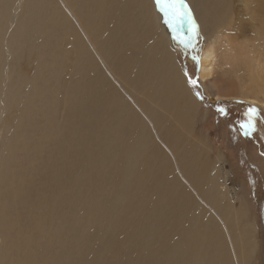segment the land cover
<instances>
[{"label": "rangeland", "instance_id": "obj_1", "mask_svg": "<svg viewBox=\"0 0 264 264\" xmlns=\"http://www.w3.org/2000/svg\"><path fill=\"white\" fill-rule=\"evenodd\" d=\"M60 2L56 3L60 6ZM149 2L167 30L172 60L195 101L190 121L181 124L183 119L166 107L162 112L168 121L152 126L146 118L149 113L140 107L149 101L135 84L138 78L132 76L128 81L125 73L113 70L107 56L99 49L94 52L83 41L78 47L82 49L74 50L70 43L76 45V41L70 42L67 31H61L56 49L47 38L51 46L44 58L40 57V98L36 95L26 121L30 138L26 173L32 198L43 201L31 200V240L42 248L46 264H185V246H189L187 257H194L189 260L194 264H264V107L245 99L254 97L251 88L257 90L254 86L242 90L250 80L246 65L242 60L229 63L221 50L227 38L258 37V0H231L229 11L221 18L229 15V25L220 20L214 25L216 30L205 18L208 9L204 0H183L187 7L181 6L183 17L179 19L166 15L156 0ZM73 26L77 28L74 22ZM214 43L216 79L210 89L201 81L199 68L202 50ZM138 51V47L131 50L132 60ZM9 52L13 54L5 50V57L9 58ZM24 55L18 64L29 72L23 87L28 97H23L30 101L35 62ZM254 57L264 66V57L256 49ZM92 58L96 65L88 69ZM96 75L124 104L111 107L109 102L111 114L105 111L109 107L99 105L104 99L97 97L93 86ZM15 78L17 83L20 77ZM15 83L10 86L17 89ZM89 95L93 96L91 103ZM149 106L157 107L154 103ZM250 107L258 111L255 130L246 135L241 124L247 123ZM126 108L137 114L135 132H126L122 119ZM18 109H23L20 102ZM176 134L179 143H170L169 138ZM130 141L143 148L133 150ZM151 144L161 152L157 164L145 155ZM185 144L195 149L189 159L185 158ZM191 164L195 170L203 169L207 195L204 186H198L190 176ZM124 166H129V171ZM121 167L129 175L124 171L113 175ZM185 193L190 206L199 207L203 220L214 218L220 231L217 236L222 239L221 252L214 236L196 225L199 220L185 225ZM214 197L228 203L229 215H223L226 221L222 217L226 228L211 209ZM241 205L246 207L247 217L238 214ZM237 218L240 227L254 225L248 245L234 234Z\"/></svg>", "mask_w": 264, "mask_h": 264}, {"label": "bare ground", "instance_id": "obj_2", "mask_svg": "<svg viewBox=\"0 0 264 264\" xmlns=\"http://www.w3.org/2000/svg\"><path fill=\"white\" fill-rule=\"evenodd\" d=\"M60 1L59 6L56 3L57 0H0V264H46L42 248L31 240L33 234L30 233L31 228L29 226L31 200L33 203H35L33 200L43 201L38 197L32 198L33 194H31L32 190L26 173V148L29 150L30 139L28 137V122L26 121L36 95H39L37 85L41 84L38 82V78L41 77L43 67V59L40 57L44 58L45 50L51 46L47 38H50L56 49L61 31H67L72 37L70 42L76 41V45L70 43L74 50L82 49L78 47L83 46V42H85L90 48L92 47L94 52L95 49H99L104 56H107L113 70L125 73L128 81L132 76L138 78L135 84L142 88L139 91L145 93L142 95L149 101V105L154 103L157 106L152 109L147 102L141 103V106L139 104L142 109L149 113L146 118L148 117L147 120L152 126L155 122L156 124H164L168 121L166 120L167 115L162 112L165 111L166 107L172 114H176L177 119H183L181 124L187 125L193 113L192 110L195 108V101L191 97L188 87H186L184 77L172 60L167 30L162 24L158 12L154 10V7H151L149 0ZM230 1L204 0L208 9L205 18L211 26L220 20L223 25H229V15H226L224 19L221 18L223 13L229 11ZM257 14L261 15V18H258L261 25L256 30L258 37L252 38L253 44L251 38L250 40L227 38L226 45L221 50L229 59V63L235 64L242 60L246 65L247 73L250 72V80L247 83L248 87L241 86L243 87L242 90H247L249 86H254V89L257 90L253 91L251 88L249 92L253 93L254 97L245 99L251 103L258 102L264 107V66L260 65L254 57L255 49L259 51L261 57H264V0H258L256 17ZM73 22L77 28L73 26ZM144 25L145 27L142 29ZM255 38L256 40L259 39L258 42L255 41ZM136 47L139 51L132 60L130 53ZM58 48L61 50L60 47ZM8 49L13 52V54L9 52L10 59L4 54L5 50ZM215 52V43L205 46L201 52L199 77L207 86L211 83L215 85ZM24 53V59L34 58L35 62L34 78L29 92L32 96L30 101L24 98L28 97V93L24 96L23 91V87L29 80V72L24 70L23 65L18 64ZM3 57L4 60H2ZM253 61L254 64L252 65ZM95 65L96 62L92 58L88 69ZM250 66H256V68L252 69ZM238 68L242 67L238 66ZM13 75L15 76L13 77ZM16 76L20 77L17 83H15ZM244 77L246 79V76ZM14 83L19 85L17 89L10 86ZM79 86L80 84L77 87ZM93 86L98 91L97 97L103 96L104 103L99 104L100 106L109 107L108 105L112 104L111 107H116L118 103L123 104L122 100L118 99L120 97L117 93L114 97L113 90L106 89L100 75L94 76ZM42 87L44 88L43 82ZM216 96L221 97L219 93H216ZM38 97L40 98V95ZM92 98L93 96L89 95L90 103ZM19 102L22 110L18 109ZM109 102L111 103L109 104ZM111 107H109L110 109H102L108 110L111 114ZM122 116L127 125L126 132H135L137 114L134 110L126 108ZM145 128L143 129L145 130ZM162 138L165 139V136L163 135ZM148 141L151 142L150 136ZM179 141L180 136L178 134L169 138L170 143H179ZM129 144L136 151L143 148L142 144H132V141ZM194 150L192 146L189 147L185 144V158L189 159L194 156ZM160 153L153 144L150 145L147 152L145 151L149 162L153 164L158 163ZM125 164L127 165V161ZM194 165H190V176L198 186L202 187L205 182L203 169L195 170ZM124 167L129 171V166ZM124 167H121V171L118 170L113 175H121ZM127 171H124V174L128 173L129 175ZM139 175L142 174L139 173ZM126 178L129 180V185L130 178L127 176ZM206 190L207 184L203 189L205 195H207ZM210 200L213 203H210L211 209L222 222V217L225 220L224 212L229 210L228 203L224 198L219 197ZM190 205L191 201L185 193V225L199 220L196 225L207 231L210 236H214L220 244L218 248L221 252L222 239L221 236L220 238L217 236L220 231L214 218L210 217L209 221L203 220L199 215V207L195 208ZM202 208L201 206V210H203ZM216 208L221 210L220 213ZM233 213L236 216V211ZM238 214L241 218L247 217L246 207H240ZM226 215H229L228 212ZM236 225L238 227L234 232L235 236L242 238L245 245L250 244L252 242L251 230L254 225L246 223V226L244 224V227H240L238 218ZM224 226L227 227L226 224ZM202 243L201 241L199 246ZM189 250V246H185V264H194L192 262L194 257H187Z\"/></svg>", "mask_w": 264, "mask_h": 264}, {"label": "snow or ice", "instance_id": "obj_3", "mask_svg": "<svg viewBox=\"0 0 264 264\" xmlns=\"http://www.w3.org/2000/svg\"><path fill=\"white\" fill-rule=\"evenodd\" d=\"M157 5L162 11H165L166 15H170L171 19H179L183 17V11L181 6L186 8L183 0H156ZM171 22V20H170ZM257 109L255 107H250L248 109V120L247 123H242L241 128L245 129V134L250 135L252 131L255 130V116L257 114Z\"/></svg>", "mask_w": 264, "mask_h": 264}, {"label": "trees", "instance_id": "obj_4", "mask_svg": "<svg viewBox=\"0 0 264 264\" xmlns=\"http://www.w3.org/2000/svg\"><path fill=\"white\" fill-rule=\"evenodd\" d=\"M196 94L198 95V97H199L200 99H203L202 95H201L199 92L196 91Z\"/></svg>", "mask_w": 264, "mask_h": 264}]
</instances>
